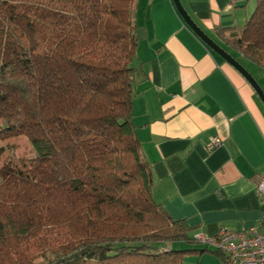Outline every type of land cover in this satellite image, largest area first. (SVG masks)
I'll return each instance as SVG.
<instances>
[{
    "label": "trees",
    "instance_id": "obj_1",
    "mask_svg": "<svg viewBox=\"0 0 264 264\" xmlns=\"http://www.w3.org/2000/svg\"><path fill=\"white\" fill-rule=\"evenodd\" d=\"M136 3L0 0V137L34 153L0 167V264H184L209 248L152 196L131 120L147 78ZM225 29L231 55L264 71V0Z\"/></svg>",
    "mask_w": 264,
    "mask_h": 264
},
{
    "label": "crops",
    "instance_id": "obj_2",
    "mask_svg": "<svg viewBox=\"0 0 264 264\" xmlns=\"http://www.w3.org/2000/svg\"><path fill=\"white\" fill-rule=\"evenodd\" d=\"M180 2L206 34L221 41L218 28L230 33L255 0ZM134 14L141 32L134 63L147 78L135 86L131 120L151 167L154 200L193 235L259 227L264 103L184 23L172 0H137ZM238 61L246 69L251 65L264 89V71ZM213 138L220 144L209 149Z\"/></svg>",
    "mask_w": 264,
    "mask_h": 264
},
{
    "label": "built area",
    "instance_id": "obj_3",
    "mask_svg": "<svg viewBox=\"0 0 264 264\" xmlns=\"http://www.w3.org/2000/svg\"><path fill=\"white\" fill-rule=\"evenodd\" d=\"M219 144L220 140L213 138L208 148L213 149ZM257 193L264 206V176L257 184ZM194 237L219 249L223 254V264H264V213L257 228L242 231L221 229L213 236L197 233Z\"/></svg>",
    "mask_w": 264,
    "mask_h": 264
},
{
    "label": "rangeland",
    "instance_id": "obj_4",
    "mask_svg": "<svg viewBox=\"0 0 264 264\" xmlns=\"http://www.w3.org/2000/svg\"><path fill=\"white\" fill-rule=\"evenodd\" d=\"M250 8V4L246 9ZM250 13V12H249ZM249 15V14H248ZM243 22L238 24L237 28L240 29L242 27ZM213 39L220 44L225 50L228 49L224 43L220 41L216 36H213ZM228 51V50H227ZM242 63L246 64V60L243 57H238ZM133 61H136L135 59ZM133 63V62H132ZM251 65H246L248 71L254 74V69L250 67ZM254 66V65H253ZM252 74V75H253ZM1 131L0 135H3ZM34 153L30 146V143L26 136L24 135H15L9 137H0V167H16L18 163V158H25L30 160L33 158ZM21 163H19L20 166ZM181 248H189L190 244L182 242ZM177 244H174L176 247ZM194 248H203L204 251L200 254L193 252L188 253L184 257V264H222V255L220 256L217 252L214 251L213 246H209V248L205 249L203 245L192 244Z\"/></svg>",
    "mask_w": 264,
    "mask_h": 264
},
{
    "label": "water",
    "instance_id": "obj_5",
    "mask_svg": "<svg viewBox=\"0 0 264 264\" xmlns=\"http://www.w3.org/2000/svg\"><path fill=\"white\" fill-rule=\"evenodd\" d=\"M173 5L178 14L183 19L184 23L194 32V34L211 50H213L218 56L234 67L252 86L253 90L259 97L262 103H264V89L260 86L255 77L237 60L231 53L220 46L215 40H213L208 34H206L189 16L187 11L183 8L180 0H172Z\"/></svg>",
    "mask_w": 264,
    "mask_h": 264
}]
</instances>
